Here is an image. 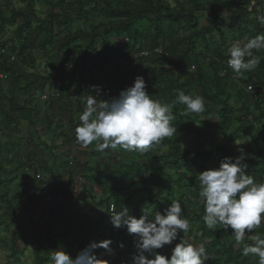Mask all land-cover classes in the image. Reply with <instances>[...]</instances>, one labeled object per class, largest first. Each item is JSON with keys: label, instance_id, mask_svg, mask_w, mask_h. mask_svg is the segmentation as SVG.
Returning a JSON list of instances; mask_svg holds the SVG:
<instances>
[{"label": "trees", "instance_id": "trees-1", "mask_svg": "<svg viewBox=\"0 0 264 264\" xmlns=\"http://www.w3.org/2000/svg\"><path fill=\"white\" fill-rule=\"evenodd\" d=\"M21 1L25 3L28 13L0 9V32L4 26H13L16 19H21V24L15 31L16 44L0 42V49L6 48L7 52L6 55L0 56V74L5 76L0 83L11 80L12 87L23 85L20 90L23 94L30 90L38 94L46 79L37 75H24L19 71V63H25L26 59L37 51H47L55 43H59V54L56 58L61 66H66V58L76 53L90 60L98 56L99 45L102 54L98 56L97 69L100 74L108 75L106 85L112 86L108 92L100 87L103 98L110 100L118 97L121 91L133 86L137 76L144 78L146 90L151 98L162 103L175 100L177 89L187 95H200L204 98L205 111L200 114H185V106L177 104L173 108L174 126H182L189 135L200 136H210V130L214 127L212 137L221 136L223 142L214 146H188L182 149L177 141L165 139L159 145L153 146L154 149L167 148L165 155L151 159L152 162L158 163L155 170L146 164L120 165L113 173V188L110 189L112 204H106L105 212L110 214L109 205H113L112 214L120 212L123 207H130L135 196L139 194L146 195L150 205L155 206L157 200L164 195L162 204L157 209L146 212L149 219H152L156 212L163 214L166 204L179 200L184 215L190 221L186 237L191 238L193 244L204 243L207 252L214 250L216 255H219L218 258L209 259L206 264H248L241 254L242 245L234 249L232 244L227 242L234 230L230 227L227 230H210L205 226L202 220L204 206L199 199V181L194 176L186 179L182 170L190 165L199 173L208 170L218 155L222 156L221 160L231 157L234 161L241 154L239 149L242 148L244 153L251 157L245 160L249 165L246 174L251 175L256 182H264V103L253 101L252 108L246 104V94H252L254 90L264 91V50L254 52L260 63L244 77L236 76L232 72L227 65L229 54L224 56L220 52V49L225 48L229 37L240 40L244 37L264 35V27L257 19L253 22L245 21L244 27H241L238 16L247 18L251 13L237 4L231 6L237 13L231 21V28L227 31L221 30L220 19L216 15L218 9L223 7L221 2L217 3V10L212 12L215 24L199 27L197 13L209 6L205 0H176L173 7L166 0H51L50 7L56 12L48 13L43 19L35 17L33 0ZM92 18L97 20L96 24L91 23ZM76 25L82 27L78 28ZM58 37L61 38L60 41L57 40ZM120 38L129 46L128 54L124 57L118 56L119 48L114 41ZM157 48L161 49L164 55L151 54ZM140 52L150 54L147 57H134ZM11 56L15 58L14 61H10ZM54 68L59 69L57 66ZM60 79V84L55 87V95L59 100L67 93L84 98L94 92L93 86H97V80L92 77L76 80L62 76ZM249 86L252 91L246 92ZM255 97L254 95L249 98ZM232 99H235L234 104L231 103ZM2 101L7 103L11 113L27 121L29 112L14 104L11 99L2 98ZM10 112L1 113L7 123L11 119ZM71 136L65 137L63 143H76L75 134L72 133ZM245 138L249 140L245 142ZM234 142H239L237 152L231 147ZM167 168L177 176V181L174 182L175 186H180L175 192L177 198L165 191L164 169ZM147 174L150 175L149 182L146 179ZM150 186L155 188V194ZM51 191L63 196V203L58 204L59 206L69 200L66 188L58 187ZM189 200H194V204L198 203L194 209H188ZM27 206H32V210L47 211L55 205L43 208L39 202H35L32 205L27 203ZM31 220L34 224L33 220L36 218L31 216ZM108 228L109 225L101 221L94 225L93 231H89L88 235L93 236L92 240L96 242L111 240V248L113 243L118 242L119 235H106ZM31 232L34 236L29 238L25 235L24 246L29 241H39L40 230L36 228ZM182 238H185L183 231H179L177 240L168 245L170 253L157 251L145 252L144 255L148 259H154L156 254L170 259L172 249ZM76 241H71L68 248ZM129 246L134 248L135 254L129 252L112 257L105 249H97L96 253L101 252L109 264H132L137 249L135 242ZM10 256L18 262L14 247L11 248ZM46 262L38 252L35 253L32 264ZM249 264H259L258 257Z\"/></svg>", "mask_w": 264, "mask_h": 264}, {"label": "rangeland", "instance_id": "rangeland-1", "mask_svg": "<svg viewBox=\"0 0 264 264\" xmlns=\"http://www.w3.org/2000/svg\"><path fill=\"white\" fill-rule=\"evenodd\" d=\"M50 1L33 0V11L36 18L43 19L48 13L56 12L50 7ZM175 1L166 0L171 7L174 6ZM205 1L209 6H205L204 11L197 13L199 27L215 24V16L212 12L217 10L218 2L223 5L216 12L223 31L231 28V21L237 14L233 7L237 4L251 13L247 18L238 16L241 27H244L245 21L253 22L257 15L264 14V0ZM0 9L28 13L25 3L21 0H0ZM225 13H227V17H225ZM5 16L7 18L8 14ZM91 23L96 24L97 20L92 18ZM20 24L21 19L19 18L16 19L13 26H4L0 32V42L15 45V31ZM76 27L81 28L82 26L76 25ZM57 40L60 41L61 38L58 37ZM114 41L119 48L118 56H126L129 51L126 42L122 38ZM235 41L237 40L229 37L225 48L220 49V52L227 56L228 48ZM58 48L59 43H55L47 51H37L36 54L26 59L25 63L18 64L19 71L24 75H37L46 79L38 94L32 90L23 94L20 91L23 85L19 84L12 87L11 80L0 83V264H32L37 252L47 261L46 264H50V252L55 250H63L74 259L93 241V236H89L88 233L93 231L94 225L101 221L105 225H109L106 235H119L118 242L113 243L110 248L112 257L129 252L135 254L134 248L129 246L135 242V235H129L126 228L115 229L111 223V215L113 214L110 215L105 212L106 204H112L110 189L113 188L111 183L113 173L120 165L141 166L146 164L155 170L158 163L152 162L151 159L165 155L167 152L166 147L152 148L144 154L126 152L122 149H106L103 152H97L94 150V145L81 148L77 143L64 144L63 139L72 137L71 134L79 125L78 114L83 112L85 105L82 102L83 98H77L70 93L63 96L61 100L51 98L55 94L56 85L58 86L61 82L60 77H72L76 80H87L92 77L97 80V86L103 87L107 92L112 86L106 85L108 75L100 74L97 69L98 56L102 54V48L99 45L97 46L98 56L90 60L84 59L80 53H76L66 58V66L64 64L61 66L56 58L59 54ZM54 66L59 69H55ZM245 75L247 73L242 77ZM251 93L246 94L248 97L246 104L249 107L252 108L253 101L264 103V91L254 90ZM39 95H44L46 100L41 101L38 98ZM254 95L256 96L254 99L249 98ZM2 98L11 99L14 104L29 112L27 121L11 113L7 103L2 101ZM100 100L108 101L107 98ZM49 103L52 104L49 105ZM231 103L234 104L235 99H232ZM3 111L10 112V124L1 114ZM171 123L174 126L173 121ZM262 125L264 126V120ZM174 127L177 128V133L166 139L177 141L182 149L188 146H214L223 142L221 136L212 137L214 127L210 130V136L189 135L182 126ZM248 140L245 138L244 141L247 142ZM238 144L239 142H234L231 146L235 152H237ZM221 157L218 155L209 169L219 168L222 161ZM182 171L186 179L192 176L196 177L195 174L189 175L188 172L199 173L191 165ZM164 174L165 191L172 193L173 198H177L175 192L180 189V186L174 185L177 176L168 168L164 169ZM148 176L150 175L147 174L146 179L149 182ZM186 183L187 180L184 181V184ZM58 187L66 188L69 193V200L66 201V205H55L47 211L32 210V206L30 208L27 206V203L31 205L35 202L40 203L45 191H51ZM150 189L155 194V188L150 186ZM166 192L164 193L166 194ZM163 198L164 195L153 206L150 205L146 195L139 194L133 199L132 205L126 208L130 210V215L139 219L144 213L157 209L162 204ZM194 203V200H189L188 209H194L198 204ZM168 206L170 204H166L165 208ZM31 216L36 218L33 220L34 224ZM36 228L41 233L38 238L39 241L36 243L29 241L24 246L25 235L29 238L33 237L34 234L31 231ZM215 228L222 229V226L217 225ZM255 231L264 234L262 226ZM58 234L59 236H56ZM232 234L227 242L231 243L234 249H237L238 247L234 246L235 240ZM183 236L191 243V238H187L184 233ZM73 240L77 241L68 248ZM120 244H123L124 247H119ZM12 247L18 255V262L10 258ZM162 249H164L162 253H170L168 245ZM208 254L210 259L219 257L214 250H209ZM96 255L98 259L106 260L102 257L101 252H97ZM242 257L247 260L248 264L257 258L243 255Z\"/></svg>", "mask_w": 264, "mask_h": 264}, {"label": "clouds", "instance_id": "clouds-1", "mask_svg": "<svg viewBox=\"0 0 264 264\" xmlns=\"http://www.w3.org/2000/svg\"><path fill=\"white\" fill-rule=\"evenodd\" d=\"M224 15L227 17V13ZM256 19L264 27V14L257 15ZM261 50H264V35L237 40L228 48L227 65L236 76H243L259 65L260 59L254 52ZM93 87L99 94L100 86ZM146 89L144 78L137 76L133 86L121 91L118 97L108 101L92 95L83 98L85 107L78 114L80 123L74 132L76 143L81 148L94 145L97 152L122 149L144 154L177 133L171 123L177 104L185 106V114L205 111V101L200 95H187L177 89L175 100L162 103L152 99ZM239 151L241 154L234 161L225 157L217 169L188 173L195 174L199 181L205 226L210 230L217 225L224 230L230 227L234 230V246L242 245L241 254L258 257L259 264H264V234L255 231L264 224V182H256L246 174L249 165L245 160L251 157L242 148ZM111 223L115 229L126 228L129 235H135L137 254L133 256L132 264H206L210 259L204 243L193 244L184 238L172 249L170 259L159 254L154 259L145 257V252L152 253L172 245L179 231L184 235L188 233L190 221L179 200L171 201L163 214L156 212L152 219L147 213L137 219L123 207L111 215ZM111 243V240L92 241L74 259L63 250L51 251L49 261L50 264H109L107 260L97 258L96 250L111 252Z\"/></svg>", "mask_w": 264, "mask_h": 264}, {"label": "built area", "instance_id": "built-area-1", "mask_svg": "<svg viewBox=\"0 0 264 264\" xmlns=\"http://www.w3.org/2000/svg\"><path fill=\"white\" fill-rule=\"evenodd\" d=\"M6 48L4 49H0V56L1 55H6ZM150 53L148 52H140L138 53L137 55H134V57H147ZM151 54L153 55H164L163 51L159 48L157 49H154ZM10 61H14L15 58L13 56H11L10 58ZM5 79V76L0 74V81L4 80ZM252 91V88L249 86L246 88V92H251ZM94 97H97L98 99H102V95L101 93L97 94L96 91H94L92 94H90ZM89 96V95H87ZM85 96V97H87ZM84 97V98H85ZM38 98L41 100V101H45L46 98L44 95H39ZM51 98H56V95H52ZM63 201V196L60 194V193H52V191H45L43 193V196L41 198V201H40V205L43 207V208H46V207H49L51 205H58L60 204L61 202ZM113 205H109V213L112 214L113 213ZM262 227L264 228V224H262ZM160 252L162 253L164 251V249H157V250H154V252Z\"/></svg>", "mask_w": 264, "mask_h": 264}]
</instances>
